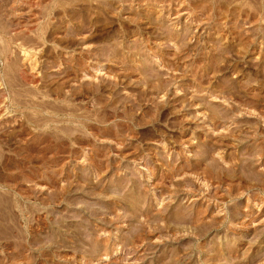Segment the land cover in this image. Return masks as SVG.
Segmentation results:
<instances>
[{"label": "rangeland", "instance_id": "1", "mask_svg": "<svg viewBox=\"0 0 264 264\" xmlns=\"http://www.w3.org/2000/svg\"><path fill=\"white\" fill-rule=\"evenodd\" d=\"M147 1L46 17L36 88L0 43V264H264V0Z\"/></svg>", "mask_w": 264, "mask_h": 264}, {"label": "bare ground", "instance_id": "2", "mask_svg": "<svg viewBox=\"0 0 264 264\" xmlns=\"http://www.w3.org/2000/svg\"><path fill=\"white\" fill-rule=\"evenodd\" d=\"M68 1V0H67ZM66 1V2H67ZM91 0H88V2H86V4L83 6L82 11H79V15L77 13L73 14L74 12H69L68 9H66L67 5L66 3L64 5H66L65 7H63V5L59 4L60 1L57 0H0V43L2 44L1 50H3L4 52V58H3V62H6V64L8 63V67L10 68V70H12L13 72H15L20 81L25 85V86H30L32 88H36L38 85L37 83V79H36V73L38 71V66L40 64L39 58L37 59L38 55L40 52H42L41 47H43L46 42L44 41V37L45 34H43L44 30L42 25L44 24V20L46 19V17H48L50 19L51 22L56 23L58 20V16L60 14H63V19L67 18L69 21L73 20L72 18H77L80 19V29L81 28H86L87 26L90 25V27L92 28V26L94 27L93 31H100V27L102 30H106L108 28L109 25H111L112 20V12H114V10L116 9L115 6H119L120 7V11L117 12V14L119 15L120 13H122L123 10L128 9V5L127 3L130 2V0H106L105 3L102 2L103 6L101 8H99V13L95 14L97 15L96 17H94L93 19L96 21L95 23H93V19H91V17L94 15L93 14L91 16L90 12H92L91 9H93V3H97L100 2L99 0H92V2H90ZM136 1V0H135ZM140 1V0H139ZM144 1V0H143ZM171 2V5H169L168 7H170V9L168 10V12L171 13H175L178 12L179 10H184L186 7H183L182 4H184V2H186L187 0H176L177 4H175L172 0H151V1H147L146 5L148 7V9H152V8H156L159 7V4L165 3V2ZM175 1V2H176ZM203 1V0H202ZM133 2V0H132ZM142 2V0H141ZM205 3V2H204ZM221 3V2H220ZM219 3V4H220ZM97 5V4H96ZM167 6V5H166ZM164 6V9H166ZM163 7V6H162ZM199 7V6H198ZM202 7V6H201ZM205 7V6H204ZM203 7V8H204ZM208 7V6H207ZM63 8L61 11L59 9ZM45 9H47L48 11H45ZM168 9V8H167ZM208 9V8H207ZM207 9H202L201 11L203 12V10L207 11ZM73 10V9H72ZM76 10V9H75ZM129 10V9H128ZM211 10V9H210ZM116 11V10H115ZM163 11V10H162ZM191 11V10H190ZM205 11V12H206ZM217 12V11H216ZM135 13V12H134ZM148 13V12H147ZM150 13V11H149ZM148 13V14H149ZM152 13V12H151ZM167 13V12H166ZM77 14V15H76ZM116 14V15H117ZM147 14V15H148ZM203 14V13H202ZM202 14L200 16H202ZM251 14V13H250ZM115 15V16H116ZM121 15V14H120ZM119 15V16H120ZM204 15V14H203ZM207 15V14H206ZM220 15V14H219ZM90 16V18H89ZM118 16V17H119ZM128 16V15H127ZM199 16V17H200ZM209 16V15H207ZM61 17V16H60ZM59 17V19H60ZM145 17V16H144ZM151 17V15H150ZM149 17V18H150ZM199 17L197 19H199ZM206 17V16H204ZM219 17V16H218ZM140 18V17H139ZM146 18V17H145ZM191 18V17H190ZM206 18H210V17H206ZM57 21H56V20ZM75 19V22L76 20ZM90 19V20H89ZM114 19V18H113ZM194 19V18H193ZM217 19V18H216ZM124 20V19H122ZM121 20V21H122ZM141 20V19H140ZM213 20V19H212ZM47 21V24L48 22ZM149 21V19H148ZM200 21V20H199ZM74 22V21H73ZM124 22V21H123ZM121 22V23H123ZM151 22V21H150ZM196 22V21H195ZM198 22V21H197ZM206 22V21H205ZM46 23V22H45ZM59 23V22H57ZM78 23V24H79ZM125 23V22H124ZM123 23V24H124ZM156 23V22H155ZM113 24V23H112ZM118 24V23H117ZM122 24V25H123ZM131 24V23H130ZM140 24V23H139ZM152 24V23H151ZM50 25H52L50 23ZM100 26L97 28V26ZM49 26V25H48ZM127 26V25H126ZM50 27V26H49ZM89 27V28H90ZM123 27V26H121ZM145 27V26H144ZM158 27V26H157ZM79 28V27H78ZM88 28V27H87ZM88 28V29H89ZM90 28V29H91ZM185 28V27H184ZM188 28V27H187ZM53 29V28H52ZM111 29V28H110ZM161 29V28H160ZM186 29V28H185ZM43 30V31H42ZM51 30V29H50ZM56 30V29H55ZM59 30V28H58ZM56 30V31H58ZM189 30V29H188ZM66 31V30H65ZM87 31V30H85ZM89 31V30H88ZM94 33H97V32ZM108 31V29H107ZM112 31V30H111ZM187 31V29H186ZM76 32V31H75ZM77 32H79L77 30ZM120 32V31H119ZM176 32V31H175ZM185 32V31H184ZM190 32V31H189ZM188 32V33H189ZM58 33V32H57ZM68 33V32H67ZM80 33V32H79ZM83 33V32H82ZM91 33V32H90ZM91 33V34H92ZM100 33V32H98ZM101 33H103L101 31ZM104 33H108V32H104ZM187 33V34H188ZM55 31L51 32L50 34L48 33V35H55ZM72 34V33H71ZM154 34V33H153ZM183 34V33H182ZM44 35V37L42 36ZM77 35V33H76ZM87 35V34H86ZM90 35V34H89ZM93 35V34H92ZM96 35V34H95ZM101 35V34H100ZM104 36V35H103ZM106 36V35H105ZM109 36V35H108ZM186 36V34H185ZM65 37V36H64ZM91 37V36H90ZM56 38V37H55ZM89 38V37H88ZM159 38V37H158ZM60 40V38H57ZM104 39V38H103ZM181 39V38H180ZM53 40V38H52ZM88 40V39H87ZM49 41V40H48ZM78 41V40H77ZM170 41V40H169ZM179 41V40H178ZM181 41V40H180ZM251 41V40H250ZM187 42V41H186ZM185 43V42H182ZM186 44V43H185ZM245 44V43H244ZM65 45V44H64ZM177 46V45H176ZM245 46V45H244ZM94 47V46H93ZM113 47V46H112ZM121 47V46H120ZM86 48V47H85ZM138 48V47H137ZM181 48V47H180ZM56 49V48H55ZM113 49V48H112ZM102 50V49H101ZM106 50V49H105ZM76 51V50H75ZM97 51V50H96ZM115 51V50H113ZM2 52V53H3ZM57 52V51H56ZM110 52V51H109ZM137 52V51H136ZM19 54L20 56V62L17 64H14L12 62L13 58L12 56L14 54ZM99 53V52H98ZM52 54V53H51ZM95 54V53H94ZM176 54V53H175ZM2 55V54H1ZM107 55V54H106ZM177 55V54H176ZM55 56V55H54ZM113 56V55H112ZM2 59V56H0ZM104 58V57H103ZM188 58V57H187ZM213 58V57H212ZM63 59V58H62ZM118 59V58H117ZM209 59V58H208ZM17 60V59H16ZM184 60V59H183ZM90 61V60H89ZM17 62V61H16ZM51 63V62H50ZM77 63V62H76ZM121 63V61H120ZM53 64V63H52ZM123 64V63H122ZM45 65V64H44ZM51 65V64H50ZM79 65V64H78ZM222 68V67H221ZM2 69V68H1ZM139 69V68H138ZM9 70V69H8ZM86 70V69H85ZM3 71V70H2ZM6 70H4L5 72ZM81 71V70H80ZM98 71V70H96ZM124 71V70H123ZM157 72V71H156ZM3 74V72H1ZM8 73V72H7ZM35 73V74H34ZM97 73V72H96ZM2 74H0V88L1 86H3V88L5 87V83L3 82L2 78ZM127 75V74H126ZM146 75V73H145ZM66 76V75H65ZM10 77V76H9ZM86 77V76H85ZM144 77V76H143ZM158 77V76H157ZM7 79V78H6ZM152 79V78H151ZM7 83V82H6ZM22 84V85H23ZM7 85V84H6ZM10 85V84H9ZM153 86V85H152ZM160 86V85H159ZM163 86V85H162ZM56 87V86H55ZM2 88V89H3ZM7 88V87H6ZM62 88V87H61ZM160 88V87H159ZM57 90V89H56ZM8 93L7 91H0V121L7 117L8 115L10 116V107L8 108V102H6L5 100V94ZM51 94V93H50ZM9 95V94H8ZM39 97V96H38ZM137 97V96H136ZM8 100V99H7ZM33 101V100H32ZM44 106V105H43ZM163 106V105H162ZM50 109V108H49ZM264 111V110H263ZM38 112V111H37ZM214 114V113H213ZM215 116V115H214ZM219 116V115H218ZM27 117V116H26ZM209 117V116H208ZM207 117V118H208ZM223 117V116H222ZM262 117V116H260ZM216 118V117H214ZM213 118V119H214ZM47 119V118H46ZM262 119V118H261ZM38 120V119H37ZM36 120V121H37ZM35 121V120H34ZM48 121V120H47ZM213 121V120H212ZM41 122V121H40ZM39 123V122H38ZM2 126V125H1ZM39 127V126H38ZM11 128V127H10ZM30 128V127H29ZM22 129V128H21ZM18 131V129H17ZM16 133V132H15ZM209 145V144H208ZM258 149V148H257ZM207 150V149H205ZM204 152V151H203ZM211 152V151H210ZM252 153V152H251ZM262 154V153H261ZM202 156V155H201ZM200 156V157H201ZM206 159V158H205ZM221 159V158H220ZM198 162V161H197ZM193 166V165H192ZM171 168V167H170ZM190 168V167H189ZM216 168V167H215ZM224 168V167H223ZM198 169V168H197ZM206 169V168H205ZM193 171V170H192ZM198 170H196L197 172ZM205 171V170H204ZM224 172V171H223ZM174 173V172H173ZM180 173V172H179ZM203 173V171H202ZM243 173V172H242ZM146 174V173H145ZM188 175V174H187ZM184 176V174H183ZM240 176V175H239ZM262 176V175H261ZM169 177V176H168ZM185 177V176H184ZM187 177V176H186ZM254 177V176H253ZM188 178V177H187ZM241 178V177H240ZM167 179V178H166ZM170 179V178H169ZM180 179V178H179ZM163 180V179H162ZM242 180V179H241ZM262 181V180H261ZM264 182V181H263ZM205 183V182H204ZM192 184V183H191ZM206 185V184H205ZM208 187V186H207ZM167 189V188H166ZM176 189V188H175ZM206 189V188H205ZM179 191V190H178ZM169 192V191H168ZM205 192V191H204ZM183 193V192H182ZM216 194V193H215ZM176 195V194H175ZM249 201V200H248ZM204 208V207H203ZM207 208V207H206ZM197 212V211H195ZM199 213V212H198ZM172 215V214H171ZM200 215V214H199ZM182 217V216H181ZM195 217L199 218L198 215H196ZM203 217V216H202ZM201 217V218H202ZM230 217V216H229ZM123 218V217H122ZM121 218V219H122ZM195 219V218H194ZM199 220V219H196ZM180 221V220H179ZM200 221V220H199ZM197 222V221H196ZM107 248V247H106ZM104 255V254H103ZM105 257V256H104Z\"/></svg>", "mask_w": 264, "mask_h": 264}]
</instances>
